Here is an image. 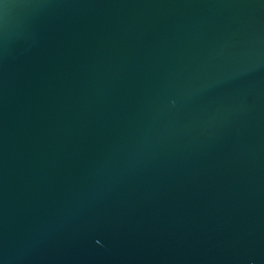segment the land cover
Here are the masks:
<instances>
[{
	"label": "water",
	"instance_id": "1",
	"mask_svg": "<svg viewBox=\"0 0 264 264\" xmlns=\"http://www.w3.org/2000/svg\"><path fill=\"white\" fill-rule=\"evenodd\" d=\"M0 264H264V0H0Z\"/></svg>",
	"mask_w": 264,
	"mask_h": 264
}]
</instances>
